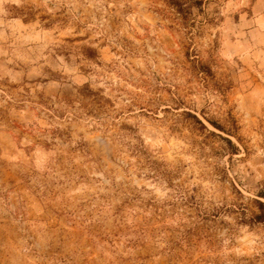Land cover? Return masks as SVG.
I'll return each mask as SVG.
<instances>
[{"label":"rangeland","instance_id":"obj_1","mask_svg":"<svg viewBox=\"0 0 264 264\" xmlns=\"http://www.w3.org/2000/svg\"><path fill=\"white\" fill-rule=\"evenodd\" d=\"M179 1L0 0V264H264V0Z\"/></svg>","mask_w":264,"mask_h":264},{"label":"trees","instance_id":"obj_2","mask_svg":"<svg viewBox=\"0 0 264 264\" xmlns=\"http://www.w3.org/2000/svg\"><path fill=\"white\" fill-rule=\"evenodd\" d=\"M168 2L171 5L175 6L178 10L182 9L181 3L179 0H168ZM190 115L194 118V120L196 122H198L203 128H205V125L203 124V122L196 115L194 116V114H191V113H190ZM214 123L215 122H213V125H215ZM225 139H226V141H228L231 144V141L228 138H225ZM258 203H259L260 207L263 208V210H262V214H256L255 216L252 217L255 221L264 220V204L261 201H259Z\"/></svg>","mask_w":264,"mask_h":264}]
</instances>
